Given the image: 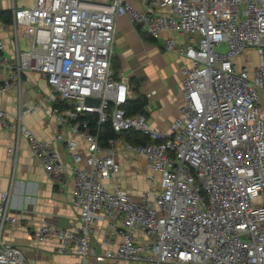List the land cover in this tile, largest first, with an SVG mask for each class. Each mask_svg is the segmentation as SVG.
<instances>
[{"label": "built area", "instance_id": "built-area-1", "mask_svg": "<svg viewBox=\"0 0 264 264\" xmlns=\"http://www.w3.org/2000/svg\"><path fill=\"white\" fill-rule=\"evenodd\" d=\"M144 1L143 10L130 0H34L14 7L16 61L1 57L8 77L0 82V95L21 88L25 72H38L51 87L44 97L60 125L56 139L66 141L75 161L73 226L44 222L33 239L58 238L56 252L77 254L76 264H264V0ZM124 15L157 40L167 30L189 37L184 46L173 37L165 43L183 56L184 96L167 129L154 128L145 113L127 110L130 77L113 66L118 19ZM250 48L258 64L248 56L250 63L240 66L237 59ZM5 49L0 38V53ZM91 114L99 125L111 122L118 134L138 130L152 141L134 144L117 137L102 145ZM16 119L12 123L0 107L1 125L28 139L49 175L59 173L65 166L53 142L36 136L21 113ZM66 127L83 142L66 138ZM119 142L160 173L158 181L148 177L153 186L138 200L105 185L121 171ZM8 151L17 154L18 147ZM11 198L12 188L1 192L0 264H34L21 246L1 238L4 228L22 220L11 212ZM105 220L108 246L98 249L94 230Z\"/></svg>", "mask_w": 264, "mask_h": 264}, {"label": "crops", "instance_id": "crops-1", "mask_svg": "<svg viewBox=\"0 0 264 264\" xmlns=\"http://www.w3.org/2000/svg\"><path fill=\"white\" fill-rule=\"evenodd\" d=\"M87 1L108 3L110 0ZM130 1L139 9L148 8L144 0ZM33 2L34 0H0V5L2 9L13 12L14 7L31 5ZM145 33V27L132 22L127 15L118 19L113 66L115 72L122 71L130 77L132 94L129 103L140 96L147 99L145 114L148 122L154 128L163 130L169 128L179 116L184 104V96L180 90V65L183 56L179 50H167L165 39L173 37L178 45L184 46L189 37L176 30H167L162 33L161 39H151L152 42H149ZM0 38L6 45L5 51L0 53V82H3L8 74L1 57L5 56L13 63L16 61L12 24L0 21ZM21 38L26 40L24 35L20 36V40ZM255 51V48L247 49L237 59V63L242 66ZM252 64L256 66L254 62ZM22 79L21 88L16 85L9 92L0 95V107L7 112L12 123L17 122L16 118L21 113V121L36 136L51 140L65 167L59 173L49 175L31 151L28 139L19 137L14 128H5L0 123V196L1 192L12 188L11 212L18 217L22 215L21 221L4 228L1 238L21 246L29 263L76 264L80 261L77 254L56 252L61 246L58 238L51 237L41 243H36L33 239L32 232L44 222L62 228L73 226L78 215V210L72 205L76 175L72 171L75 161L66 141L56 139L60 125L52 114V103L44 97L51 91V87L35 71L25 72ZM28 109L29 112H25ZM73 137L83 142L80 136H74L71 129L66 127V138ZM9 147H18L17 154L9 152ZM116 152L121 171L116 178L106 180L105 185L109 189L123 188L133 199L138 200L143 192L149 191L153 186L148 177L154 176L158 181L160 173L155 170L156 175L151 173L145 156L128 152L121 142L118 143ZM107 221L99 222L94 230V244L98 249L108 246L104 243ZM75 223L78 225V222ZM89 264H94V261L91 260Z\"/></svg>", "mask_w": 264, "mask_h": 264}, {"label": "trees", "instance_id": "trees-1", "mask_svg": "<svg viewBox=\"0 0 264 264\" xmlns=\"http://www.w3.org/2000/svg\"><path fill=\"white\" fill-rule=\"evenodd\" d=\"M0 21L4 24L11 25L13 23V12L12 10H4L0 5ZM150 39L157 40L151 35ZM147 99L140 96L134 102L127 104V110L130 114L133 113H145V107L147 105ZM92 120L93 130L99 132V138L102 145H105L109 139L124 137L125 140L130 141L134 144H146L152 141V138L142 131L129 130L123 133H116L111 125V122H105L98 124V117L94 114L89 115Z\"/></svg>", "mask_w": 264, "mask_h": 264}, {"label": "rangeland", "instance_id": "rangeland-1", "mask_svg": "<svg viewBox=\"0 0 264 264\" xmlns=\"http://www.w3.org/2000/svg\"><path fill=\"white\" fill-rule=\"evenodd\" d=\"M145 31V30H144ZM147 32V31H146ZM148 33V32H147ZM147 33H145V35H146V37H147V41H149V42H152L151 41V39H150V36H149V34H147ZM159 39H161V38H159ZM158 39V40H159ZM165 41H166V39H165ZM20 43H21V46L22 47H26L27 45H26V40L24 39V38H21V40H20ZM153 43H156V42H154L153 41ZM246 58V57H245ZM251 59L253 60V62H254V64H258V55H257V53H256V51L255 52H253L252 53V55H251ZM250 62H249V59L247 58V60H245V62H244V64H249ZM123 139H125L124 137H123ZM150 172L151 173H153V174H157V172H155L154 170H150ZM131 264H149L148 262H145V261H132L131 262Z\"/></svg>", "mask_w": 264, "mask_h": 264}, {"label": "water", "instance_id": "water-1", "mask_svg": "<svg viewBox=\"0 0 264 264\" xmlns=\"http://www.w3.org/2000/svg\"><path fill=\"white\" fill-rule=\"evenodd\" d=\"M87 101L90 102V103H95L97 105L99 104V100L96 99V98L88 97Z\"/></svg>", "mask_w": 264, "mask_h": 264}]
</instances>
